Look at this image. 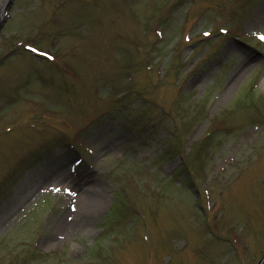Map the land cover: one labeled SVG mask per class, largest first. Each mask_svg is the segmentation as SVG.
I'll list each match as a JSON object with an SVG mask.
<instances>
[{
    "label": "rangeland",
    "instance_id": "374dc122",
    "mask_svg": "<svg viewBox=\"0 0 264 264\" xmlns=\"http://www.w3.org/2000/svg\"><path fill=\"white\" fill-rule=\"evenodd\" d=\"M8 9L0 264H254L264 249V0ZM94 180L101 190L78 199Z\"/></svg>",
    "mask_w": 264,
    "mask_h": 264
},
{
    "label": "bare ground",
    "instance_id": "6f19581e",
    "mask_svg": "<svg viewBox=\"0 0 264 264\" xmlns=\"http://www.w3.org/2000/svg\"><path fill=\"white\" fill-rule=\"evenodd\" d=\"M89 175H90V174H89ZM89 181H90V180H89ZM100 190H101V189H100ZM100 190H99V187H98V182H97V180H94V181H91L90 183H87V184H86V188L83 189V190H81V191L77 194V197H78V199H79V197H81L82 195L84 196V194L89 193L88 191H92V192L96 193V192H99ZM73 213H74V214L72 215V217H71L70 219H67V221H69V222H68V224H69V228H71L73 224H74L73 228H76V226H77L76 221H78V215H76V214H77V209H76V208H75V210L73 211ZM79 220H82V219L80 218Z\"/></svg>",
    "mask_w": 264,
    "mask_h": 264
},
{
    "label": "snow or ice",
    "instance_id": "6c2138e0",
    "mask_svg": "<svg viewBox=\"0 0 264 264\" xmlns=\"http://www.w3.org/2000/svg\"><path fill=\"white\" fill-rule=\"evenodd\" d=\"M221 31H224V29H221ZM205 35H207V33H205ZM257 36L260 40H264V34H261V33H257ZM25 47H30V45H25ZM33 52H36L38 51L37 49L35 48H32L31 49ZM40 55H43V56H46L48 59H51L52 57L49 55V53L47 51L43 52V53H40ZM65 191H67V189H65Z\"/></svg>",
    "mask_w": 264,
    "mask_h": 264
},
{
    "label": "water",
    "instance_id": "95a60500",
    "mask_svg": "<svg viewBox=\"0 0 264 264\" xmlns=\"http://www.w3.org/2000/svg\"><path fill=\"white\" fill-rule=\"evenodd\" d=\"M7 7H8V4H5V5H2L0 7V9H2L3 10L2 12L4 13L7 10ZM3 20H4L3 17L0 18V24L3 22ZM256 264H264V254L258 259V261L256 262Z\"/></svg>",
    "mask_w": 264,
    "mask_h": 264
}]
</instances>
